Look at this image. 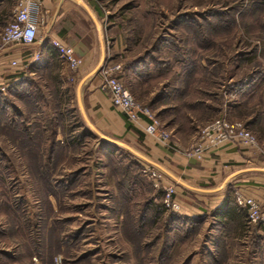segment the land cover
I'll return each mask as SVG.
<instances>
[{
    "label": "rangeland",
    "instance_id": "rangeland-1",
    "mask_svg": "<svg viewBox=\"0 0 264 264\" xmlns=\"http://www.w3.org/2000/svg\"><path fill=\"white\" fill-rule=\"evenodd\" d=\"M83 1L99 20V70L113 66L162 128L193 144L212 119L240 121L256 140L245 164L264 166V0ZM55 53L50 69L35 51L36 74L0 83V264H264V224L248 221L236 182L190 190L138 140L99 130ZM224 199L226 218L214 213Z\"/></svg>",
    "mask_w": 264,
    "mask_h": 264
},
{
    "label": "crops",
    "instance_id": "crops-1",
    "mask_svg": "<svg viewBox=\"0 0 264 264\" xmlns=\"http://www.w3.org/2000/svg\"><path fill=\"white\" fill-rule=\"evenodd\" d=\"M72 1L84 8L87 15L81 10H71L75 5L71 0H40L45 16L44 27L35 41L36 47H33L34 51H31L30 47H19L1 52L0 83L11 79L16 82L22 76L36 74L39 64H31L35 51L40 55L48 56V58H44L43 62H46L43 68L50 69L52 58L56 56V53L45 41L50 43L49 38L58 39L63 44L72 47L75 56L81 60L79 67L75 70L76 77L80 78L79 81L97 68L83 81L79 89V98L86 118L88 117L99 130L116 131L131 141L136 142L138 140L140 143L138 145L149 154L154 163H159L160 168L171 179L178 183L179 181L183 182L185 185L179 184L190 190L213 193L218 191L220 187L204 189L197 186L220 184L222 181L234 180L235 186L239 187L238 190L246 196L255 198L264 210V166H247L245 164L249 159L254 160L256 158H251L253 156L251 149L226 141L221 143L214 152L209 153L207 151L203 158L195 160L185 153L187 148L191 146L195 134L183 133L179 128L171 126L169 131L176 149L169 150L155 136L144 133L143 122L129 124L124 115L111 105L107 94L99 87L102 77L98 68L102 55H104V44L99 32L100 25L97 13L83 0L82 2L88 7V10L76 0ZM7 3H10L11 7L7 8ZM15 4L16 0H0V23L7 21L9 16L6 14L13 11ZM88 19L92 21L91 25L87 24ZM40 33L44 36L43 39L42 36H39ZM37 46L39 47L37 48ZM111 46L112 51L113 44ZM28 49H30L29 52L23 54ZM10 60L16 61L13 71H10V74H3L1 68L6 61ZM59 76L61 77V73ZM47 77L51 78L49 75ZM75 92L77 94V86ZM151 93L145 94L147 98L154 95ZM131 95L134 98L140 96L132 93ZM217 206L218 204H215V208Z\"/></svg>",
    "mask_w": 264,
    "mask_h": 264
},
{
    "label": "built area",
    "instance_id": "built-area-1",
    "mask_svg": "<svg viewBox=\"0 0 264 264\" xmlns=\"http://www.w3.org/2000/svg\"><path fill=\"white\" fill-rule=\"evenodd\" d=\"M44 16L45 12L40 0H16L10 20L0 32V53L15 45L31 46L44 27ZM49 40L58 57L70 69L76 70L81 60L75 56L72 47L63 44L58 39L49 38ZM10 62L12 66L16 65L15 60ZM102 64L103 59L99 68ZM112 71L113 66H106L99 70L102 77L99 87L107 94L111 105L124 115L129 124L143 122L144 133L155 136L168 149H172L175 144L171 141L169 131L160 126L151 110L135 99L120 79L112 75ZM226 141L248 148L256 146L253 134L242 122L218 117L200 128L197 140L187 150L186 155L201 156L203 152L210 151ZM235 201L238 205L246 208L247 219L250 223L261 222L264 224V212H262L258 201L243 195H238Z\"/></svg>",
    "mask_w": 264,
    "mask_h": 264
},
{
    "label": "trees",
    "instance_id": "trees-1",
    "mask_svg": "<svg viewBox=\"0 0 264 264\" xmlns=\"http://www.w3.org/2000/svg\"><path fill=\"white\" fill-rule=\"evenodd\" d=\"M230 204L228 199H224L221 203L218 204V206L214 209V213L218 214L221 217H227L228 213L230 212L228 207Z\"/></svg>",
    "mask_w": 264,
    "mask_h": 264
},
{
    "label": "water",
    "instance_id": "water-1",
    "mask_svg": "<svg viewBox=\"0 0 264 264\" xmlns=\"http://www.w3.org/2000/svg\"><path fill=\"white\" fill-rule=\"evenodd\" d=\"M78 3H80V4H82L87 10H88V7L82 2V0H76ZM103 55H102V59H103ZM102 59H101V61H102ZM97 69V68H96ZM96 69L95 70H93L92 72H90L89 74H87L86 76H84L83 78H81V80L78 82V84H77V102H78V104L80 105V107H81V102H80V98H79V89H80V87H81V85H82V83H83V81L90 75V74H92V73H94L95 71H96ZM81 111H82V113H83V116L85 117V115H84V112H83V110H82V108H81ZM90 126L91 127H93V125H91L90 124ZM94 128V127H93ZM103 136V135H102ZM179 183H181V184H183V185H185L183 182H181V181H179Z\"/></svg>",
    "mask_w": 264,
    "mask_h": 264
}]
</instances>
